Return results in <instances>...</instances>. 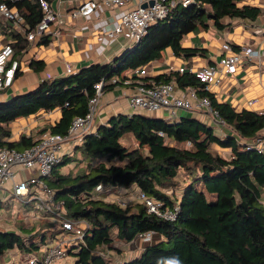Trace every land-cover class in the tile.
<instances>
[{
  "label": "trees",
  "instance_id": "16d2710c",
  "mask_svg": "<svg viewBox=\"0 0 264 264\" xmlns=\"http://www.w3.org/2000/svg\"><path fill=\"white\" fill-rule=\"evenodd\" d=\"M5 1L24 18L23 30L14 28L10 43L14 59L21 60L31 45L29 32L44 16L41 0L0 3ZM243 1L179 3L115 62L93 64L70 76L46 80L26 94L0 102V148L17 151L31 149L47 133L66 136L72 122L88 114L100 82H104L102 92L126 81L136 87L175 82L184 90L195 88L200 97L210 100L213 112L234 134L219 137L213 126L190 117L168 122L136 114L118 115L86 136L83 144L75 147L74 156H66L46 179L56 193V201L65 205L68 217L90 224L86 245L78 254L80 264H109L98 254L102 248L128 245L148 233H154L155 240L144 244L139 256L123 264H264V154L249 151L246 146L263 135L264 113L238 112L218 102L187 73L129 76L162 61L167 49L177 57L204 55L205 51L184 49L183 43L191 33L207 30L210 23L222 31L228 27L223 23L226 19L254 22L264 15V9L242 5ZM49 43V36L39 42ZM55 110L61 112V119L54 125L13 140V123ZM127 142L133 145L128 147ZM213 146L230 150L231 156L220 155ZM72 163L76 164L75 172L63 174L62 170ZM180 180L186 181L182 188ZM100 185L112 191L137 188L158 201L162 209L178 208L177 219L171 222L158 218L141 204L123 208L117 202L96 198ZM22 223L21 228L26 229ZM37 224L43 231L51 227L45 221ZM45 242V232L26 238L0 229V263L15 247L31 251Z\"/></svg>",
  "mask_w": 264,
  "mask_h": 264
},
{
  "label": "built area",
  "instance_id": "2783aa9c",
  "mask_svg": "<svg viewBox=\"0 0 264 264\" xmlns=\"http://www.w3.org/2000/svg\"><path fill=\"white\" fill-rule=\"evenodd\" d=\"M11 4L22 0H8ZM192 0H84L75 12L76 17L89 18L93 16L100 7L124 8L134 4V7L126 11L117 25L107 33L111 41L126 37L128 41L135 44L141 41L148 29L154 24L165 20L172 9L179 3L184 6L190 5ZM44 16L36 28L29 32L27 38L30 43H37L42 38L49 36L50 26L56 23L60 14L52 10L47 0H41ZM146 6V7H144ZM0 16L11 22L16 30H23L24 18L16 8L10 7L5 1L0 3ZM264 60V52L252 48H245L239 54L224 56L214 65L197 68L193 65L180 68L181 74L195 76L204 85L206 92H211L215 86H220L222 76L234 75L245 61ZM21 70V61L14 59V50L10 43L0 48V93L10 90ZM148 67H143L132 72L131 76H148ZM66 75L74 74L67 68ZM115 82V81H114ZM131 84L132 81H126ZM104 82L95 86L96 96L89 102V112L86 116L76 118L66 136L53 135L50 133L42 135L37 144L31 149L17 151L11 148H0V203L7 196L17 198L25 204L35 203L33 216L36 221H45L51 224L43 232H51L52 242L38 244V248L24 251L17 247L9 251L0 264H80L78 254L86 245V239L90 231V224L86 220H75L68 217L63 203L56 201L55 191L49 187L46 179L51 176L54 168L64 161L66 156L72 157L74 149L83 144L86 136L92 134L95 128L96 114L99 101L103 94ZM129 106L135 112H145L151 116L158 112H165L163 120L172 122L178 118V112H195L206 110L211 113L220 125H225L212 110V105L207 97H200L198 90L188 88L187 91H178L176 83L164 84L147 88L142 85L136 87L135 94L129 98ZM249 151H257L264 154V135H260L246 143ZM72 148L69 154L65 150ZM22 171L31 172L33 175L26 180H17ZM112 189L101 185L96 188L95 196L100 199H113ZM124 192L133 190L124 189ZM107 193V194H106ZM111 193V194H109ZM126 208L128 203L144 205L148 213L166 221L177 219L178 208L171 210L163 208L161 204L144 195L141 191L136 192L125 201L117 202ZM155 240L154 233L140 235L138 239L128 244L129 248L143 246ZM125 246V245H122ZM107 253L98 254L105 259L116 257L107 249ZM130 260L127 259L125 261ZM124 261V262H125ZM121 262L120 264H123ZM109 264H114L110 261Z\"/></svg>",
  "mask_w": 264,
  "mask_h": 264
},
{
  "label": "crops",
  "instance_id": "0c3cea01",
  "mask_svg": "<svg viewBox=\"0 0 264 264\" xmlns=\"http://www.w3.org/2000/svg\"><path fill=\"white\" fill-rule=\"evenodd\" d=\"M84 0H51L49 3L52 10L60 14L59 20L50 26L49 45L31 43L30 48L22 55L21 70L17 75L13 87L6 92L5 100L9 101L16 96L26 94L36 89L42 82L51 79L65 77L67 68L77 73L82 68L93 64H109L121 57L128 49L135 46L121 37L111 41L107 38L108 31L112 30L122 15L134 7V4L124 8L100 7L97 12L89 17H76L74 14ZM242 5H250L264 9V0H244ZM228 25L224 30H217L210 23L209 28L197 30L190 35L183 43V48L195 51H205L203 54L177 57L171 49H167L164 58L160 62L149 64L148 76L154 77L169 74L172 71L178 72L180 68L190 65L197 68L214 65L224 56L239 54L245 48H252L264 52V15L256 21L247 19H228L223 22ZM11 22L0 16V48L11 43V33L14 30ZM189 64V65H188ZM131 76V74H129ZM220 86H215L211 92L218 102L231 105L236 111L243 110L264 113V60L245 61L234 75L222 76ZM175 83V82H174ZM222 85V86H221ZM178 91L181 89L176 83ZM136 85L120 84L116 88L103 92L99 108L96 114L94 132L101 126L118 115H144L149 118L163 119L165 112H158L151 116L145 112H135L129 106V98L135 94ZM185 89L184 91H187ZM3 102V101H1ZM178 118L190 117L215 128L219 137L234 135L227 127L221 129L219 121L206 110L195 112H178ZM29 123L22 124L17 131H13V140H18L21 135L30 136L34 131L45 128L46 125H54L61 119V112L55 110L49 113H40L38 116H31ZM227 130V131H226ZM264 135V133H263ZM65 150L69 154L72 148ZM74 156V155H73ZM33 174L22 171L17 180L29 179ZM137 190V188H134ZM4 193H0L3 198ZM142 246H134L130 253H123L130 259L141 254Z\"/></svg>",
  "mask_w": 264,
  "mask_h": 264
},
{
  "label": "rangeland",
  "instance_id": "374dc122",
  "mask_svg": "<svg viewBox=\"0 0 264 264\" xmlns=\"http://www.w3.org/2000/svg\"><path fill=\"white\" fill-rule=\"evenodd\" d=\"M179 1L180 0H177V2H179ZM212 27H215V26L212 25ZM8 91L0 93V102L6 101L4 94ZM31 120L32 119L30 117L24 118L22 120V124L29 123V122H31ZM20 125H21L20 121H16L15 123H13L14 130L17 131V129L20 127ZM225 128H226L225 125H221V129H225ZM34 132L37 133L38 131H34ZM126 144L128 147H131V145H133V143H131V142H127ZM134 146H135V144H134ZM213 150L216 151L217 153H219L220 155L226 157V158H229L231 156L230 150L220 149L217 146H213ZM73 169L74 170L77 169L75 163H72V164L68 165L67 167H65L62 170V172H63V174H66V173L67 174L68 173L73 174L75 172ZM184 182H186V181L180 180V187L179 188H182ZM135 192H136V190H133V192H129V194H128V193L124 192V189H120L117 191H113L112 195H113L114 199L117 202H119V200L125 201L128 196L130 197V195L134 194ZM109 194H111V193H109ZM107 201L112 202L113 199H108ZM127 205L128 206L132 205L131 207L135 208L136 207L135 205H138V204L128 203ZM34 210H35V203L32 202L30 204H25L17 198L7 196V198L5 200H3V202L0 203V229H3L5 231L17 232L18 234H20L21 236L26 237V238H30V237L34 236L35 234L43 233V229L42 230L40 229V227L37 224L35 217L33 216ZM22 222H24L26 229L21 228L23 226ZM45 233H46V241L52 242L53 238H52L51 232H45ZM107 249H109V251L112 252V255H114L116 257H107L106 260L108 262L113 261L114 264H120L121 262H124L125 260L129 259L128 257L122 256L121 254L131 252V248H129L128 245L122 246L121 244H116V245H113L112 247H109V248H102L100 252H102L103 254H106L108 251Z\"/></svg>",
  "mask_w": 264,
  "mask_h": 264
},
{
  "label": "water",
  "instance_id": "95a60500",
  "mask_svg": "<svg viewBox=\"0 0 264 264\" xmlns=\"http://www.w3.org/2000/svg\"><path fill=\"white\" fill-rule=\"evenodd\" d=\"M144 7H146V6H144ZM140 42H138L137 44H139Z\"/></svg>",
  "mask_w": 264,
  "mask_h": 264
}]
</instances>
